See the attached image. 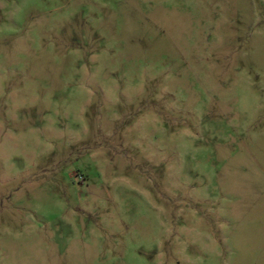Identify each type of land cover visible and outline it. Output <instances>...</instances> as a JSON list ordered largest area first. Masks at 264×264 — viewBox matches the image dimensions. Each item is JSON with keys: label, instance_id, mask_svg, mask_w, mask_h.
Wrapping results in <instances>:
<instances>
[{"label": "rangeland", "instance_id": "1", "mask_svg": "<svg viewBox=\"0 0 264 264\" xmlns=\"http://www.w3.org/2000/svg\"><path fill=\"white\" fill-rule=\"evenodd\" d=\"M0 264H264V0H0Z\"/></svg>", "mask_w": 264, "mask_h": 264}]
</instances>
